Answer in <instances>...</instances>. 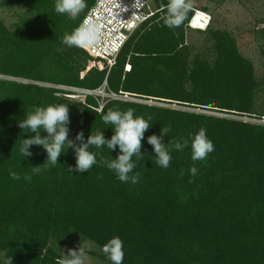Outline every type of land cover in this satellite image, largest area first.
Returning a JSON list of instances; mask_svg holds the SVG:
<instances>
[{"label":"trees","instance_id":"1","mask_svg":"<svg viewBox=\"0 0 264 264\" xmlns=\"http://www.w3.org/2000/svg\"><path fill=\"white\" fill-rule=\"evenodd\" d=\"M96 1L0 0L26 9L13 26L0 15L4 264H78L61 247L86 240L107 264H264V123L186 109L264 120L263 80L237 35L213 12L194 29L207 50L192 54L186 28L208 4L151 0L164 8L111 65L73 37ZM57 86L186 108L100 107Z\"/></svg>","mask_w":264,"mask_h":264},{"label":"rangeland","instance_id":"2","mask_svg":"<svg viewBox=\"0 0 264 264\" xmlns=\"http://www.w3.org/2000/svg\"><path fill=\"white\" fill-rule=\"evenodd\" d=\"M201 3L203 5L208 4L210 10L206 12L210 15H212V13L214 12L217 15V19L220 21V23L233 30V32L237 35V39L239 41L242 53L246 57L251 59L254 63L257 76L263 80L264 87V0H201ZM25 11V8L14 6L8 9H2L0 11V15L4 18L8 25L13 26V24L18 20L19 15ZM207 21V15L202 13L197 18L196 24L203 25ZM186 40L189 44L195 45V49L193 50L192 54H195L198 50L201 49L207 50L206 47L208 46L210 41L209 38L206 37L205 33H201L198 30H194L190 27L186 28ZM23 81L25 82V80ZM65 89L68 90L69 88ZM70 97L78 100H83L84 94L80 92H73V94L71 93ZM129 100L150 103L165 107L184 109L186 108L179 106L175 103H165L162 101H155L153 99H139L135 97H130ZM186 109L197 112H207L221 116H231L238 119L264 123L263 119L227 115L214 111H205L199 108ZM52 245L55 247L58 246L57 242L55 241H53ZM61 252L68 258L76 261L78 264L108 263L104 251L101 250V248L97 244L89 240L81 242V244L77 248H70L67 246L61 247ZM8 262L9 259L4 256L3 253H1L0 264Z\"/></svg>","mask_w":264,"mask_h":264},{"label":"built area","instance_id":"3","mask_svg":"<svg viewBox=\"0 0 264 264\" xmlns=\"http://www.w3.org/2000/svg\"><path fill=\"white\" fill-rule=\"evenodd\" d=\"M183 4L181 0H174L171 5ZM155 9L151 0H97L94 6L87 12L73 37L92 53L107 59L114 64L116 56L125 45L131 31L138 30L142 24L163 9ZM72 92L94 94L101 96V105L104 99L121 98L129 100L128 94H116L106 92L104 88L97 90L66 87Z\"/></svg>","mask_w":264,"mask_h":264},{"label":"clouds","instance_id":"4","mask_svg":"<svg viewBox=\"0 0 264 264\" xmlns=\"http://www.w3.org/2000/svg\"><path fill=\"white\" fill-rule=\"evenodd\" d=\"M199 13H203V14H206V15H207L208 21H207L206 26H205L204 28H199V27H194V26H193V25H194V19H195V17H196ZM210 22H211V15H210L209 13H207L206 11H203V10H198V9H196L195 12H194V15L191 17V19L189 20L188 24H189V26H190L192 29H203V30H204V29H206V28L209 26ZM133 32H134V31H131V32L129 33L128 38L131 36V34H132ZM128 38H127V40H128Z\"/></svg>","mask_w":264,"mask_h":264}]
</instances>
